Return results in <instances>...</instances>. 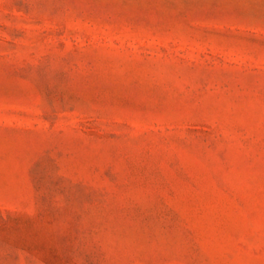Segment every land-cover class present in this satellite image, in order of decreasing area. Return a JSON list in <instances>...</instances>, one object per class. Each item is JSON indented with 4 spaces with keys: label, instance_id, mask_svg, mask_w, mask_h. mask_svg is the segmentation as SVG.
<instances>
[{
    "label": "rangeland",
    "instance_id": "374dc122",
    "mask_svg": "<svg viewBox=\"0 0 264 264\" xmlns=\"http://www.w3.org/2000/svg\"><path fill=\"white\" fill-rule=\"evenodd\" d=\"M0 264H264V0H0Z\"/></svg>",
    "mask_w": 264,
    "mask_h": 264
}]
</instances>
